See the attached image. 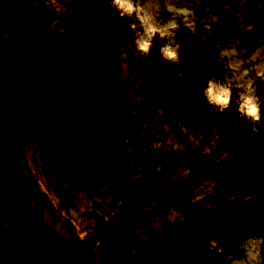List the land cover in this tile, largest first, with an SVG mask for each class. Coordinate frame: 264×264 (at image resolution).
I'll return each instance as SVG.
<instances>
[{
	"label": "rangeland",
	"instance_id": "374dc122",
	"mask_svg": "<svg viewBox=\"0 0 264 264\" xmlns=\"http://www.w3.org/2000/svg\"><path fill=\"white\" fill-rule=\"evenodd\" d=\"M145 2L172 19L165 0ZM169 2L194 11L177 17L178 65L159 43L147 60L122 49L133 33L109 0H0V264H50L56 251L78 264H222L210 239L228 251L264 236V116L254 132L234 103L196 104L211 76H255L264 0ZM254 87L264 101V80ZM253 187L254 204L234 199ZM220 194L229 206L214 215Z\"/></svg>",
	"mask_w": 264,
	"mask_h": 264
},
{
	"label": "clouds",
	"instance_id": "9594fccd",
	"mask_svg": "<svg viewBox=\"0 0 264 264\" xmlns=\"http://www.w3.org/2000/svg\"><path fill=\"white\" fill-rule=\"evenodd\" d=\"M109 6L115 10L121 19L129 21L127 27L132 31L133 38L130 42H123L122 49H135L134 54H139L145 60L152 55V49L156 43L160 44L159 55L166 62L179 64L181 61V45L176 40V32L180 29L177 17H183L187 21L188 17H194V11L190 7H176L174 3L165 0V7L172 13V19L167 23H160L150 10L145 0H109ZM195 32L194 25H187ZM10 33L5 34V41L10 38ZM122 56L126 53L122 51ZM221 55H224L222 52ZM256 59L255 54L251 58ZM252 71L255 76L245 82L249 77V70L245 69L235 79L224 80L218 76H211L202 89V97L196 100L198 107L207 106L214 113L222 114L230 109L233 103L236 105L235 111L239 117L248 121L252 125V130L258 131L257 125L261 123L264 116V101L254 87L256 79L264 80V61L253 65ZM230 152L225 149L221 159H226ZM159 171V169H157ZM238 187V182L237 185ZM231 195V193H229ZM179 199V198H178ZM234 199L252 205L256 200L255 188L249 189L242 194H238ZM177 218L183 222L184 217L176 213L170 217L173 223ZM201 229H206V224L199 225ZM264 230V223L260 225ZM137 232L140 229L136 230ZM119 242H117L118 244ZM209 251H215L223 257L222 264H264V236L252 235L243 238L234 249L225 251L224 245L217 239L212 238L208 242Z\"/></svg>",
	"mask_w": 264,
	"mask_h": 264
},
{
	"label": "water",
	"instance_id": "95a60500",
	"mask_svg": "<svg viewBox=\"0 0 264 264\" xmlns=\"http://www.w3.org/2000/svg\"><path fill=\"white\" fill-rule=\"evenodd\" d=\"M215 207L212 211L214 215L222 214L229 206V200L224 195H217L214 199ZM50 264H78L61 252H54Z\"/></svg>",
	"mask_w": 264,
	"mask_h": 264
}]
</instances>
